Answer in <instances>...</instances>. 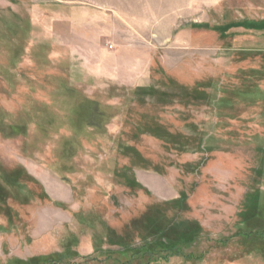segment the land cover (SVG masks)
Returning a JSON list of instances; mask_svg holds the SVG:
<instances>
[{
    "label": "rangeland",
    "instance_id": "374dc122",
    "mask_svg": "<svg viewBox=\"0 0 264 264\" xmlns=\"http://www.w3.org/2000/svg\"><path fill=\"white\" fill-rule=\"evenodd\" d=\"M0 264H264V0H0Z\"/></svg>",
    "mask_w": 264,
    "mask_h": 264
},
{
    "label": "trees",
    "instance_id": "16d2710c",
    "mask_svg": "<svg viewBox=\"0 0 264 264\" xmlns=\"http://www.w3.org/2000/svg\"><path fill=\"white\" fill-rule=\"evenodd\" d=\"M169 247H174V246H169ZM167 249H169V248H167Z\"/></svg>",
    "mask_w": 264,
    "mask_h": 264
}]
</instances>
